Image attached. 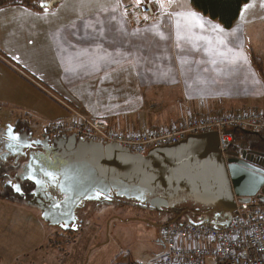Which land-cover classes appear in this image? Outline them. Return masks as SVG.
<instances>
[{"label": "crops", "instance_id": "obj_1", "mask_svg": "<svg viewBox=\"0 0 264 264\" xmlns=\"http://www.w3.org/2000/svg\"><path fill=\"white\" fill-rule=\"evenodd\" d=\"M135 1L38 0L49 7L0 9V53L12 65L0 60V107H19L4 97L10 84L20 85L121 134L169 130L188 116L264 112V81L241 22L225 30L190 1L139 0L155 2L159 17L137 28L123 12ZM42 214L26 200L0 199V264H64L51 245L62 235ZM84 214L77 212L76 231L56 228L63 237L80 233Z\"/></svg>", "mask_w": 264, "mask_h": 264}, {"label": "water", "instance_id": "obj_2", "mask_svg": "<svg viewBox=\"0 0 264 264\" xmlns=\"http://www.w3.org/2000/svg\"><path fill=\"white\" fill-rule=\"evenodd\" d=\"M14 130L7 127L10 133ZM32 137L30 134L27 140ZM57 143L54 152H63L56 155L54 165L58 176L55 187L61 199L53 200V195L44 191L48 200H44L45 204L25 200L37 205L45 222L64 231L78 229L77 212L86 203L110 202L111 195L161 213L170 208L169 200L189 193L195 202L213 204L220 210L223 220H214L216 227L229 225L238 208L236 199H240L239 203L251 199L264 203V154L245 152L239 159V154L232 152L225 162L217 133L188 137L176 146L154 149L146 157L117 145L86 143L74 136ZM179 220L180 217L171 223ZM189 223L195 224L191 220Z\"/></svg>", "mask_w": 264, "mask_h": 264}, {"label": "built area", "instance_id": "obj_3", "mask_svg": "<svg viewBox=\"0 0 264 264\" xmlns=\"http://www.w3.org/2000/svg\"><path fill=\"white\" fill-rule=\"evenodd\" d=\"M123 12L137 28L159 17V7L152 1H135L125 6ZM48 126L46 134L51 132L48 135L53 138L74 136L86 143L117 145L139 156H146L154 149L176 146L189 136L217 133L219 150L227 162L232 152L239 154V159L249 152L248 146L236 142V131L264 132V112L188 116L169 130L121 134L112 131L107 121L89 119L72 109L69 119ZM237 207L226 227L205 221L162 226L160 258L154 264H207L208 259H214L215 264H264V207L253 205L243 209L240 203Z\"/></svg>", "mask_w": 264, "mask_h": 264}, {"label": "rangeland", "instance_id": "obj_4", "mask_svg": "<svg viewBox=\"0 0 264 264\" xmlns=\"http://www.w3.org/2000/svg\"><path fill=\"white\" fill-rule=\"evenodd\" d=\"M240 22L245 29L244 39L249 52L259 56L264 62V0H250L241 13ZM1 54L2 63L12 69V65L7 63V57ZM1 76L2 74L0 79H2ZM26 78L34 82L30 77ZM4 81L8 82L5 79ZM21 82L20 80L19 83ZM10 86L11 84L7 90H12V95L4 98L16 102L19 107H0V125H4L3 129L0 127V132L3 133L10 123H15L29 128L31 132L34 131L35 137H38L46 133V130L50 128L49 124L69 119L65 117L67 111L70 117L72 108L68 106L66 108L54 96H30L22 89V86L12 85L11 88ZM48 99L54 100L55 102H52L54 105ZM49 133L51 132L48 131ZM3 185L0 183V193L4 191ZM124 203H122L123 206L116 207L98 202L86 203L82 208L85 211L84 217L81 218L84 228L80 233L69 231L63 237L64 234L59 229L47 226L51 232L59 231L62 235L51 239L53 248L63 251L58 254V256L61 255L58 257L61 258L60 261L64 264H127L129 262L154 264L157 262L161 251L158 243L161 229L157 228V225L165 224L167 220L158 217L148 209ZM240 204L251 207L256 204V200L251 199ZM139 220L144 223L135 222ZM194 221L198 222V220ZM205 222L214 223L212 219H207ZM28 260L25 259L24 262ZM207 264H215L214 259H208Z\"/></svg>", "mask_w": 264, "mask_h": 264}, {"label": "flooded vegetation", "instance_id": "obj_5", "mask_svg": "<svg viewBox=\"0 0 264 264\" xmlns=\"http://www.w3.org/2000/svg\"><path fill=\"white\" fill-rule=\"evenodd\" d=\"M9 126L15 130L10 133L7 131L8 126H6L0 137V171L2 168L9 170L7 174L8 179L3 188L8 186L15 194L29 200L35 199L37 202L40 201V203L44 204V200L48 201L45 196L46 194L43 193L44 191L51 193L50 195H53V200L55 197L61 199L55 187L58 176L54 165L56 163V155L60 156L63 152L59 151V153H55L54 150L57 149V142L63 138H53L44 133L38 137L33 136L28 141L27 138L32 132L25 126L15 123ZM36 142L37 145L34 144ZM10 178L12 179L10 180ZM156 195L167 198L166 195L161 193H157ZM111 196L110 202L101 200L98 203L116 207L119 205L123 206L122 203L125 202L124 204L128 203L135 207L144 208L143 204L121 201L115 196ZM254 200L257 201V199ZM236 201L239 203L240 199H236ZM169 203V209H164L161 213L154 212L158 217L167 220L165 224L161 223L159 226H164L179 217V222L184 220H198V222H201L207 219L220 222L223 220V214L219 213L220 210L216 206L213 204H199L193 200L192 195L189 193H180L175 199L169 200ZM204 214H208V216L205 217L203 216Z\"/></svg>", "mask_w": 264, "mask_h": 264}, {"label": "trees", "instance_id": "obj_6", "mask_svg": "<svg viewBox=\"0 0 264 264\" xmlns=\"http://www.w3.org/2000/svg\"><path fill=\"white\" fill-rule=\"evenodd\" d=\"M250 0H190L195 12L209 19L213 23L225 30L233 29L241 16L244 7ZM23 6L28 8L40 9L38 0H0V9ZM250 59L258 74L264 81V62L254 53L250 52ZM27 128V127H26ZM31 131L29 128H27ZM236 142L243 143L248 146L249 151L264 154V132L254 131H236L234 133ZM3 169V170H2ZM0 171V183H5L8 179V171L2 168ZM0 199L6 200H25L18 194H15L8 186L4 187V191L0 193ZM257 206H263L264 203L256 201ZM171 222L167 223L170 224Z\"/></svg>", "mask_w": 264, "mask_h": 264}, {"label": "snow or ice", "instance_id": "obj_7", "mask_svg": "<svg viewBox=\"0 0 264 264\" xmlns=\"http://www.w3.org/2000/svg\"><path fill=\"white\" fill-rule=\"evenodd\" d=\"M190 15L193 16V17H196L197 19H199V17L197 16L196 13H190ZM17 190H19V189H17Z\"/></svg>", "mask_w": 264, "mask_h": 264}]
</instances>
